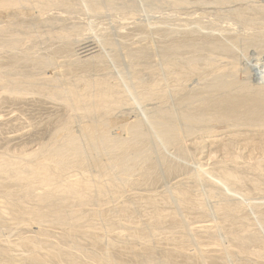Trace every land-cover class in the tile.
Segmentation results:
<instances>
[{"label": "bare ground", "instance_id": "1", "mask_svg": "<svg viewBox=\"0 0 264 264\" xmlns=\"http://www.w3.org/2000/svg\"><path fill=\"white\" fill-rule=\"evenodd\" d=\"M40 1L39 0H0V14L3 13L4 14L3 16H5V12L6 13L12 12L13 14L15 13V16H17L16 13H18V12L20 13L21 11L24 10L25 7H26L25 10H27V8H28L27 6H32L31 4L34 5L35 2L36 3L37 2L39 3ZM152 1H154V0H152ZM42 2L43 3L47 2L45 4H41V2L39 3L43 7L46 6L47 8L49 7L48 5H50V4H51L50 6H52L53 4H56L57 6L61 5L64 8H68V7L70 8V6H68V4L66 3L65 0H46V1H42ZM84 2H86V5L87 4L89 5L88 8H91L97 14H99L98 13L99 11H100V13H101V11H103V10H100L101 9V6L104 7L106 5L108 7L115 8V11L117 9V12H121L122 11L124 13L126 12V14L129 12V10H130V12H131V10L133 11L132 13L129 12L130 14H133L134 11L136 12V10H135V4H134L135 0H134V2L132 0H85ZM159 2H161V0ZM169 2L172 3L171 0ZM182 2L184 3V1H182ZM182 2L180 0V2H173V4L175 5V7H177V6H181L182 7V5H183ZM256 2H257V0H256ZM151 3L152 2H150V4ZM161 3H163V2H161ZM249 3H251V2H249ZM138 5H139V2H138ZM142 5H144V4H142ZM200 5H201V3H200ZM232 5H233V3H232ZM80 6L78 7L79 9H80ZM148 6H149V4H148ZM223 6H221V7H223ZM255 6H257V5H255ZM53 7L54 6H52V9H53ZM83 7H84V4H83ZM139 7H140V5H139ZM40 8H41V6H40ZM40 8H39V10H41ZM58 8L59 7H57L56 10H58ZM218 8H220V7H218ZM258 8H259V6H258ZM103 9H105V8H103ZM33 10H35V9H32L31 11H33ZM39 10L37 9L38 12H40ZM44 10H45V8H44ZM47 10H45V11H47ZM85 10H87V9H85ZM112 10H114V9H112ZM156 10L158 11V9H156ZM159 10H160V8H159ZM255 10H256V8H255ZM262 10L261 11H257L256 13H258L260 15V14L263 13ZM141 11H143V10H141ZM12 13H11V16L13 15ZM29 13H30V10H29ZM83 13H85V12H83ZM109 13H110V9H109ZM145 13H147V11ZM167 13H169V11ZM106 14H107V12H106ZM115 14H117V13H115ZM56 15H57V13H56ZM147 15H149V14H147ZM52 16L54 17V15H52ZM156 16H157V14H156ZM183 16H184V14L182 15V17ZM234 16L238 19L239 22H241L242 24H245L247 26H251V27L254 26L255 27L257 24H260L259 26H261V24L263 23L262 24L263 26H261V27H264V13H263V15H261L259 17L258 16L257 17L256 16L254 17L253 16V13H252V17H250V16H247L244 11H239L236 14H234ZM61 17L63 18V16H61ZM174 17H176V16H174ZM46 18H49V17L46 16ZM62 18H61V20L64 22V20ZM136 18H137V16H136ZM25 19H26V17H25ZM32 19H30V21ZM51 19H49V22H50ZM157 19L155 18V20H157ZM172 19L173 18L171 17V20ZM10 20H11V18H10ZM61 20H59V19L57 20L56 19V21H58L57 23H59V26H56L57 23H55L54 26H56L55 27L56 29H58V28H60L62 26V25H60V22H59ZM70 20H72V17H71ZM74 20H75V18H74ZM147 20H148V18H147ZM213 20H215V19H213ZM21 21H23V20H21ZM24 21H27V20H24ZM138 21H140V20H138ZM185 21H187V20H185ZM10 22L12 23V21H10ZM10 22H8V23L10 24ZM16 22L17 21H14L13 28L15 27L14 24H17ZM37 22L38 21H36V25L39 24V22L38 23ZM46 22H47V20H46ZM127 22H129V21H127ZM196 22H198V21H196ZM32 23H34V22H32ZM40 23H42V22H40ZM75 23L79 24L76 21H75ZM116 23H119V22L117 21ZM120 23H122V22H120ZM129 23H131V22H129ZM136 23L134 21L133 25H135ZM166 23H168V22H166ZM67 24H70V23H67ZM26 25H28V24H26ZM48 25H49V23H48ZM133 25H130V27L128 25L127 28L129 29ZM138 25L143 26L141 24H138ZM138 25H135V27L138 26ZM209 25H211V24H209ZM236 25H237V23L235 24V26ZM4 26L7 27V24L4 25ZM9 26H12V25L10 24V25H8V27ZM40 26H41V24H40ZM50 26H51V24H50ZM50 26L48 28L47 27V24H46V27H47V30L48 31H50ZM145 26H147V25H145ZM218 26H220V25H218ZM17 27H16V29H17ZM24 27H26V26L24 25ZM158 27H160V28H157L156 27L157 29L154 30V31H153V29H155V28L152 29L151 27H150L151 29L149 28L150 30L147 29V27H146V29L149 30V31H145V29H143L142 27H140V31H139V27H138V30H137V27H136L137 32L138 33L140 32L138 34L139 40L137 39V42L136 43H133V42H135L133 40L134 37H132L131 34H129L130 32L127 33L125 31H123V32H125L127 35L129 34L130 35L129 37L133 38V39H131V40H133V42H131V44L130 43L125 44V42H124V43H122V45H117V44L113 43V41L115 39L113 41H107V43H106L107 46H108V49H110V51L112 53L111 54L112 55L111 58H113V60H115L116 63H118L117 61L120 62L121 60H127L132 65V67H134V69H135V70L133 69L134 71L145 70V71H148V72H151V73L156 71L155 73H157L158 70H156V67L153 64V63H155V60H156L155 58L157 57L158 58V61L162 65L161 66L162 69L164 70V73L165 74L163 75L162 74V71H161V74H162V76L166 77L165 80L166 79H168V80L169 79H172V80H174V81L177 82V84H176L177 87L175 88V90H173V94L172 95H170V93H168V91L164 87L165 86L164 83H166V81L163 82V79H161L160 77H159V79H156V74L155 73L152 74L153 77H154V80L152 81V79H151L152 82H150V83H143V82H140V81H137L136 82V84L134 86V92L141 99V101L142 100L143 101H151V100H155L156 101L157 100L160 103V104H158L159 107L157 106V108H155V109L153 107L154 110L151 109L152 111L150 112V114L148 115V117L146 118L145 121L140 120V119H137V118H134V119L133 118H131V119L128 118V120L124 121V119L122 118L123 121L122 122H118V120H117L118 118L115 119L114 116H115V114H116V112L118 110L120 111V109L123 108L124 103L127 105V102H128L127 101V98H126L127 96H125L124 93H122L121 91H119V89L117 91H119L121 93H119V92L116 93L114 89L112 90V89L108 88L109 87L108 85L106 87L105 86L106 85V83H105L106 76H105V78L99 79V80H101L100 82L99 81L96 82V80H97L96 78H98L100 76L95 77L96 80L94 79L95 80V81L93 80L94 82L93 81H87L88 80L87 77H89V74L91 72H93V74H95L94 72H98V71L100 72V70H102V68L104 69V67L101 68V65L103 64V66H104L105 61H104V63L100 64L101 62H103L102 60H104L103 58H100L102 56H100V57H94L95 59L92 57L94 60L87 61V62H83V63L81 61H79V62L78 61L76 62L74 60L71 61L68 58V62H66V60L64 62H60V63H63V64H61L62 65L61 67H59L60 65L59 66L57 65L61 69L58 72L56 71V73H57L56 74V77H55V79H53L55 85L52 83L54 85V87L51 90L48 87V91L46 89H43V90L41 89L40 90L38 88L39 89V92H45V93H47V95H48V96H46L47 98L49 97V98H52L53 100L59 101L60 103L57 102V101H55V104L53 102L52 103L54 105H56V107H57L56 102L59 105L61 104V106H59L60 108H58V107L56 108L54 105H52V103H51L52 99H49V98L47 99V101L48 100H51L50 102L44 101L45 100V97H44L45 95L44 96L42 95V97H44V98L41 97L44 100H42V99L34 100L36 98V97H34L35 95L32 93V95H34L33 96L34 98L32 97V95H29L30 93H28V92H29V88H30V85L31 84L29 86L27 85L28 87L26 85L25 86H23V85L24 84H29L31 82H33L35 84L36 83H39L40 82V78L42 76V75L41 76H38L37 75V77H39L38 80L37 79L34 80V78H36L35 76L37 74L36 71H35L36 73L34 72L35 69L36 70L37 69L38 70L41 69V71L42 70L45 71V69H48L50 67L52 68L54 65L59 64V61L58 62L56 61L57 59L58 60L60 59V58H58V57H60L59 55L67 58L68 56L70 57V54H72L73 51H71V48H70L71 45L66 40V39H68L67 38L68 37L67 36L68 34H66V31L67 30H65V29L62 28L63 31L61 32V30H60L61 28H60L59 30H60L61 33H59L60 35L59 36L57 35V36L58 37H61V38H64V39H65V36H67L65 40L68 43H66V44L64 42H63V44L60 43V44H62V45H60V47L57 46V44H56L57 48L53 52L51 51L52 53L48 56L49 58L48 57L45 58L44 56H43L44 57L43 58L41 56L42 57L41 59H38L40 57H38L37 59H35L34 54L32 52H29V51L33 50L32 48H30L29 51H26L28 48L25 51L24 50H21V51H24L23 54L18 55V53L15 52V50L18 49V48L20 50V48L22 49L23 46L17 48L18 45H21V44H18L17 45V43H16L17 40H18V38H20V40H18V42L21 41V39H22L21 37H19L20 35H18L19 33H17V32L16 33H17L18 38L15 37V38H17L16 40L13 39L14 38L13 37L14 35L13 36H10L9 35L10 37H12V38H10V37L8 38L10 40H7L5 36H4L5 37L4 40L3 39L2 40L0 39V49H3L4 50V52H1L3 50H0V54L2 53L1 54L2 56H0V147L6 146V145H13V146H17L18 147V146H20V145L22 146L24 144H25V146L28 147L27 144L30 145L32 142L37 141L36 139L39 140V138L42 137V134H44L42 132H44V131L47 132V130H45L46 129V126L44 127V125H43V120L41 121L42 124L37 123L38 125L33 126L31 128H28L29 125L32 124L31 122H33V120H34V119L32 120L31 118H28V117L29 116H32V118H36L35 116L33 117V115H29L28 114L29 116L27 118L32 120L30 122L31 124H28V126L26 127L28 129L25 128V130L20 133V131L23 130V129H21V126H22V123H21V126L18 125V126H20V129H19L20 131H18V129H17V134L14 133L15 130L13 132V135L7 134L8 132L7 133H3V132H5L3 130L8 129V128H5V127H7L8 125H9L8 127H10V122L12 121V118L14 117V115H17V111H20L19 109L20 108L22 109V106H25V107L27 106V108L29 110H31V109H35V110L37 109L36 111H39L38 109H41V111L43 110L42 112H45L44 115H47L46 117H47V119L49 121H50V119L52 117V120L50 122L51 123V127H52V123H54V124L57 125V126L54 125V126H56V129L54 127L52 128V130L53 129L55 130V132L53 130V133L54 134H52L49 131L51 136H50V138H48V141L46 143H45V140H47V139H45L44 140V143L41 144V146H40V141H39V147L37 146L38 144L36 143L35 144V147L37 146L38 148H34V146H33V148H34L33 150L29 146L32 151L29 150L30 148L28 149L29 151L28 150L26 151V147H24L25 149H23V151H20V149H22V147L20 146V149H19L20 152L19 153L16 150L14 151V152H17L20 155H16L17 153L15 155H13L14 153H12V156H8L9 155L8 154L9 150L7 152H5V150H6L5 147H4V153L3 154L7 153V156H6V154L3 155L2 152H0V195L1 196L3 195V197L7 196L9 198L12 197L11 198L12 199V204L11 203L9 204V202L6 201L9 205L6 206L5 205L6 202L4 203V205L7 208H8V206L9 207L10 206H13V207L9 208V211H7L6 210L7 208H5V207H4V209L8 213H10V209H12L13 211L15 210V212L17 210V213L16 214L13 213V216L15 215V217L12 216L13 217V220L11 221V224L12 223H15L16 224V222L17 223H20V224H21V222L23 223L22 218H26L25 216L29 213L28 214L29 216L27 215V217L28 218L30 217L29 218L30 219V222L33 221L32 222L33 224L35 222L36 224L37 223L38 224L41 223V225H42V223L43 224L45 223L46 225H49L48 222H50V223L53 224V226L56 224L57 225L56 228H59V227L64 228V233H62V239H61L62 241L64 240L63 243H65L66 241L69 242L70 239L72 240L73 238H71V236H73L74 234H78V235L81 234L82 236H85L84 238L89 237L88 239L86 238L87 240L92 239V242L94 241V243L95 242H100L101 243L102 240H100L101 239L100 237H97V233L100 232V231H103L101 229H104V233L105 232L106 233L107 232H111L112 231L111 230L112 229L111 225L116 224L117 222L114 221V220L119 219V218L117 217L115 219L114 216L112 215L114 219H112V217H111V220L114 221V224L113 223L111 224L110 222H113V221H111V220L109 221L108 217H110V216L107 215L108 217H105L107 213L104 215L105 218H103V215L98 214L100 212H96L94 214H91V212H89L90 214L87 213V215H86L84 213V211L82 209H80V208H77V210H72V211L70 210L68 212L67 210H68V208H70L69 205L71 206V203L74 202V204H73L74 207L77 204L80 207L85 206V205H89L91 203L94 204V203H97V202L100 204V202L102 203L103 201L107 200L108 196H109V198L111 196L112 199H113L115 197L114 194H116L114 192L117 191L115 188L118 189L120 187V185H122L124 187H127L128 189H129V187L130 188L134 187V190H136V189L137 190H147L148 189V191H149L153 186L155 187L160 180L162 182V179H164V178H168L169 179V178H174L176 176L178 177V175L180 174V172L182 171V168L184 166L183 167L180 166L181 164L178 165L177 164L178 162L175 163L177 160L174 162V161L168 159L167 158V155L165 156V153L163 152V148H169V150L170 149L174 150V152L178 156H180V158H181V160H179V158H178L179 161H182V158L189 160L191 158V152L192 151L189 152L190 150H188V145H189L188 143H192V140H193L194 136L196 135V133L197 134L203 133V135L200 134V137L201 138H203V136H204V138H206L207 141L209 140V142H207V143H209L211 146H213V148H215L216 150L217 149H220V147L217 146L216 143L214 142V137L213 136H215L216 133L212 129H213V127L215 125H221V124L222 125H225L226 128H228V130H229V134H231V135L232 134H237V132L242 131L241 129H244L245 132H247V131L252 132L254 135H256L258 132L260 133V135H264V84L262 86H258V85H256V86L253 85L252 86V85H250L247 82H239L236 79L238 77V76L237 77L235 76V71H236V65L235 64H236L237 61L235 60V55H234L233 49H232L233 45L234 44H237V43H240L241 46H243V49L245 48L247 50H248V48L250 49L251 47L252 48H259V49L262 48V49H264V29L261 28L262 30H260V31L258 29L259 32L256 31L257 33H255V31H254L255 34L253 33V35L251 34V36L250 37H247V38L244 37V39H238V38H235V37L232 36V37H230L232 39V43L227 44L226 42L221 41L220 39H218L217 38L218 36L217 37H214L213 35L210 36V35L201 34L200 31L191 30L189 26L188 27H189L190 30H188V27H186L187 29H185V26H184V28L181 26V28H183L181 31H178V30H168V29H165L166 26H164L163 29H162L161 26H158ZM7 28H5V30H8V32L12 31V27H10L9 29H7ZM44 28H45V26H44ZM51 28H53V22H52V27ZM104 28H106V27H104ZM104 28H103V30H104ZM116 28H117V26H115V29ZM171 28H174V27L172 26ZM175 28H177V27H175ZM198 28L201 29L202 27H198ZM0 29H3V25H2V27ZM128 29H126V31ZM133 29H134V26H133ZM39 30L40 29H38V31ZM43 30H42V32H43ZM59 30H58V32H59ZM136 30L134 29V31H136ZM251 30H254V29L251 28ZM71 31H73V30H71ZM68 32H69V30H68ZM107 32H109V31H107ZM153 32H155V34H157L156 36H159V37L153 36L152 35ZM0 33L1 34H4V32L2 33L1 30H0ZM52 33L54 34V33H56V31L55 32H52ZM114 33H115V31H114ZM133 33H134L133 34V36H134L136 33L135 32H133ZM246 33H248V32H246ZM8 34H10V33H7V35ZM13 34H15L14 31H13ZM49 34L51 35V33H49ZM49 34H47V35H49ZM116 34H117V32H116ZM118 34H120V33H118ZM122 34H120V35H122ZM241 34H243V33H241ZM44 35H45V33H44ZM54 35H53V37H54ZM123 35H125V34H123ZM23 36H26V35H23ZM57 36H55L54 38H52V39H54V42H55V38L57 39ZM114 36L115 35H113V37ZM129 37L127 38L125 36V38H127V39H130ZM154 37L163 40V42L160 40L162 42V44L160 43V45H159L158 42H156L158 44V46L151 45V42L149 40L151 38H154ZM48 38H50V36ZM64 39H61V40H64ZM110 40H112V39H110ZM152 40H154V39H151V41ZM44 41H46V40H44ZM59 41L60 40L58 39L57 40V43ZM60 42H62V41H60ZM20 43H22V42H20ZM27 43H31V42H27ZM39 43H41V42H39ZM52 43H51V47L53 45ZM152 44H153V41H152ZM28 45H26V46H28ZM32 46H34V45H32ZM38 46H40V45H38ZM41 46H44V44L43 45L41 44ZM29 47H31V46L29 45ZM45 47H47V46H45ZM49 47L50 46H48V48ZM46 50L47 49H45V52H46ZM48 50H50V49H48ZM16 51H18V50H16ZM45 52H43V53H45ZM3 53H5L6 55L3 56L4 55ZM39 53H41V52H39ZM210 53H212V54L213 53L226 54L229 58H231V61H230L231 63L229 62L227 67L231 66L230 64H233V63L234 64L230 68L225 69L227 67H224L223 68V66H221L222 63L219 61L221 63L220 66L211 65V68H209V69L206 70V68L210 64H212V60L210 59ZM40 55L41 54H39V56ZM97 56H99V55H97ZM66 58H64V59H66ZM74 58H75V56H74ZM75 59H77V58H75ZM69 60H70V62H69ZM66 63H69V64H66ZM139 67H140V69H138ZM161 67H159V68H161ZM59 68H57V69H59ZM107 68H109V67H106V69ZM50 69H48V70H50ZM133 70H131V71H133ZM41 71H40V73H42ZM77 71H78V73H80V75H79L80 77L78 76L77 78L78 79L80 78V81L81 82L78 81V79H76V77H74V80L73 79L70 80V77H71L72 74H73V76L74 75L77 76V74H78ZM103 71H101L102 74H103ZM40 73H38V74H40ZM133 73H135V72H133ZM54 74H55V72H54ZM102 74H101V77H102ZM85 75H86V77H85ZM138 75H140V74H137V76ZM192 75H194V77L196 75L195 78L198 80V83H199L200 80H201V83L196 88H193V85L190 86L191 89L188 90L185 87V83L186 82L184 83V80L188 79L189 77L192 78L193 77ZM197 76L200 78V80L197 78ZM44 77H46V76H44ZM41 79H45V78H41ZM91 79L92 78H90V80ZM103 79H104V82L102 81ZM45 80L47 81V79H45ZM48 80L50 81L51 79H48ZM42 81L43 80H41V82ZM57 81H59V82L57 83ZM73 81H77V84L76 85H78V83H79V85H80V83H82V85H80V86H83L84 87V90L78 89L80 87L76 86L75 83H73ZM186 81H188V80H186ZM41 82H40V84H41ZM101 82H103V83H101ZM190 82H191V79H190ZM104 83H105V85H104ZM109 83L110 82H108L107 84H109ZM35 84H34L35 87H36V85H37V87H38V85H40V84H36V85ZM44 84H42L41 86L43 87ZM52 84L49 83L48 85H52ZM113 84H110V85H113ZM194 84H195V81H194ZM48 85L46 84L45 87H47ZM32 87L33 86H31V88ZM35 87H33V89ZM110 87H112V86H110ZM113 87H114V85H113ZM190 87H188V88H190ZM26 89H28V90H26ZM38 89L36 88V90H38ZM116 89H117V86H116ZM36 92H38V91H36ZM40 94H43V93H40ZM36 96H37V94H36ZM38 98H36V99H38ZM170 99H171V102H170ZM125 101H127V102H125ZM124 107H126V106L124 105ZM127 107H128V105H127ZM130 107H131V105H130ZM15 109H17L16 114L14 112ZM23 109H22V111H23ZM24 110L27 111L26 108ZM35 110H33V111H35ZM33 111H32V113H33ZM149 111H150V109H149ZM26 114H27V112H26ZM26 114H24V115H26ZM38 115L39 114H37V116ZM21 116L23 117V115H21ZM54 116L57 117V119H54V121H53V117ZM116 116H117V114H116ZM122 116H124V115H122ZM18 117L16 118V120H18ZM22 117H19V118H21V119H19L20 122H21L22 119L23 120L26 119L25 118L26 116L24 118H22ZM40 117H42V116H40ZM44 117H42L40 119H43ZM46 117H45V120L47 121ZM121 117L119 118L120 120H121ZM124 117H126V116H124ZM76 119H78L79 122H80L79 123L77 121L78 124H80V127L78 126L79 129H78V132L77 133H76V131H73V129H72V127L74 128V126H72V124H74L73 122H75ZM14 120L15 119H13V122H14ZM37 121L35 119L34 122H37ZM13 122H11V124L12 125L16 124V126H17V123L14 122V124H13ZM77 122H75V123L77 124ZM27 123H29V121H27ZM27 123H23V125L24 124H27ZM46 123L48 124V122H46ZM49 126H50V124H49ZM115 126H118L117 129L120 128V130L122 131V135H119L120 137H117L118 135L115 137V136H112L110 134L111 133V129H113V128L115 129ZM23 127H25V126H23ZM51 127H50V129L49 128L48 129L51 130ZM10 128H11V133L13 131L12 129H14V128L16 129V127H14V128L10 127ZM245 132H243V134ZM224 133H225V131H224ZM220 134H221V132H220ZM243 134H240V135L244 136ZM45 135H48V134L45 133ZM237 135H239V134H237ZM245 135H246V133H245ZM259 136H258V138L257 137H255V138L256 139H259V140L260 139L262 140L263 138H259ZM46 138H47V136H46ZM211 138H213V139H211ZM256 139H255V141H256ZM32 140H34V141H32ZM228 140H232V139H228ZM196 141H197V139H196ZM250 141H252V140L250 139ZM255 141L254 142L252 141L251 144H253V143L255 144ZM225 142H227V141L225 140ZM32 144H34V143H32ZM227 144H229V143H227ZM251 144H250V146H251ZM259 144H260V142H259ZM261 144H264V143L262 142ZM245 145H246V143H245ZM190 146H192V145H190ZM8 147H10V146H7V148ZM224 147L225 146H221V150H223L222 152H224L227 160L232 161V162H235L236 159H235L234 154L228 152L231 149L230 146H229V148H230L229 150L226 148L227 151L224 150ZM258 148H260V147H258ZM8 149H10V148H8ZM1 150L3 151V149H1ZM191 150H193V149H191ZM221 150H220V152H221ZM9 153H11V151ZM192 153H194V152H192ZM192 158L194 159V156L193 155H192ZM175 159H177V158H175ZM188 160H186V161H188ZM190 160H192V159H190ZM239 161L240 160H238V162ZM232 162H230V163H232ZM256 163H257V161H256ZM261 165H263V164H261ZM261 165L260 164H254L253 167H251V168H253V171L254 172H258L259 174H261V175L264 176V169H263L264 167L262 168ZM70 170H72V171H70ZM205 171H207V170H205ZM71 172H74V173L70 176L69 173H71ZM202 172H204V171H202ZM222 173H223V178H224V180H226V182H232V183L236 182V184H237L238 183L237 181H241V180H239L240 177L236 176L235 173H233V172L223 171ZM66 174H67V176L69 174V177L66 176L67 178H64ZM242 182H241V184H242ZM256 182H255V185H257V187H258V183L259 182L258 183H256ZM251 183H252V181H251ZM20 184L23 185V189H21L22 191H19L20 188H17V189H19L17 191L16 188H15V186L16 185L17 186L19 185V187H21ZM35 186H38L39 187V188L36 187L37 188V189H35L36 191L38 189L39 190L43 189L44 190L43 191L44 193H42L40 191L41 193L38 192L37 193L38 195H35L36 193H34L35 190L33 189V188H35ZM117 186H119V187H117ZM253 187H255V186H253ZM14 188H15L16 192H12ZM127 188H125V190ZM234 188H235V186H234ZM114 189H115V191H114ZM121 189H124V188L122 187ZM121 189H119V190L121 191ZM152 189H154V188H152ZM112 190L114 191V192H112V193H114L113 194L114 197L112 195H110V193H109ZM154 190H156V189H154ZM184 190H185V188H184ZM184 190H182V188L179 189V190L176 189L175 191H173V194L172 195L175 198V201L183 209H185L184 207H186L188 209L189 208L192 209V206H193V203L194 202H190L191 200H189L190 198H188L189 197L188 196V193L186 191H184ZM186 190H188V189H186ZM108 193H109V195H108ZM259 193H261V191ZM12 194H15V195H12ZM33 194H34V196L36 198L33 197ZM16 195H19V196L16 197L17 199L16 198L14 199L13 197L16 196ZM150 195L151 194L147 195V196H149L148 197V200H147L149 202L148 204L149 205L151 204V205H156L157 206V203H155V200L156 199L153 198L154 196L152 197ZM213 195H214V193H213ZM22 196H24L26 198L27 197H30L31 199H33V201L36 199V201L39 202L38 205L39 204L41 205L40 206L41 209L40 208L38 209V207H37L38 205L36 206L35 202H32V205L30 204L31 205L30 207H32L33 205H35L36 207H33L32 208L33 210L28 207L27 209L31 210V211L28 210L29 212L27 210H25L26 208H24V207L26 205H23V204H25L26 202L25 203H22V201H21L22 200ZM3 197H2V199H3ZM7 197H5V198H7ZM24 197H23V199H24ZM104 197H105V200L102 199ZM156 197H158V196H156ZM5 198H4V201H5ZM9 198H7V199H9ZM30 198H27V199L29 200ZM31 199L29 200L30 203H31ZM101 199H102V201H101ZM142 199H145V198L142 197ZM222 199L224 201V198H222ZM24 200H26V199H24ZM24 200H23V202H24ZM98 200H100V202ZM218 200L220 201V199H218ZM228 200H229V198H228ZM109 201H111V199ZM219 201H217V204H218ZM223 201H221V203H224V204L223 205L222 204L221 205H217L219 208L215 207L214 210L216 208L219 209V211L222 210V212H224V214H225L224 215L222 213L223 214L222 216L223 217L226 216L227 217V218L225 217L226 219H228L230 217H232L233 219H235V217L233 215H234L235 212L237 213L240 208L237 211V209L235 207H233L235 203L233 205L231 203V205L229 206V203H228L229 201L227 202L228 204L226 203V201H224V202ZM1 203H3V202H0V205H1ZM75 203H77V204H75ZM108 203H107V205H108ZM203 204H199L198 205L199 208L197 207L202 214L206 210V209L203 208V206H204ZM210 204H211V202H210ZM219 204H220V202H219ZM95 205H98V204H95ZM107 205H105V206H107ZM196 205H197V203H196ZM1 206H0V214H1L0 218L3 215L6 214L5 210H3L5 212V214H3V212H1V210L3 208V207L1 208ZM27 206H29V205L27 204ZM89 206H91V205H89ZM71 207H73V206H71ZM97 207H99V206H97ZM119 207H120V205H119ZM122 207L125 208V205L122 206ZM126 207L129 209L128 206H126ZM194 207H196V206H194ZM155 208H154L155 209V212L153 211L154 213H153V215L150 218L153 223L151 221L150 222L152 224H154L155 226L153 227V225H152L153 228H150L151 230H148V231L147 230L146 231L144 230L145 232H142L141 231V233H139V228L138 227H140V226H137L136 227V225H134L132 227V225L130 224L129 225L130 226L129 228L132 227V229H134L133 231H135V229H137V231H138V234L137 235L135 234L137 232H134L135 235L132 234L133 236L132 235H128L127 236V231H125V234L126 235L123 234V232H124L123 230H122V232L121 231L120 232L113 231L115 234L118 233V234H116V238H118V239H121L122 240L124 238V236H125V238H126V236H127V238L130 237V238H128L129 239V244H127V245H130V247H128L127 250H130L132 252L133 251L135 252L136 249H137V246L141 247L144 252H142V256H141L142 259L140 261L145 262L146 264H159V263L156 262V260H154L156 258H153L152 257L153 255L151 256V254H150L151 253L150 252V246L151 245H149V241H150V238L151 237L156 236V235L158 236V234L160 232H164V231L161 230L162 228L161 229L158 228L160 225H162L164 223V221H168V219H170V221H172L178 227V229L180 228L184 232L190 234L189 236H191V229L188 227V225H186L181 220L182 218H180V220L178 219V216H177L176 213H173V212L172 213H163L164 211L163 212L162 211L161 212H157L160 209H158L159 207H155ZM197 208L195 209V211L198 210ZM106 209H107V207H106ZM120 209L122 211L123 208H120ZM148 209H146V210H148ZM208 209H209V207H208ZM12 210H11V212H12ZM126 210L124 211V213L126 212ZM43 211H45V212H43ZM209 212L210 211H208V213ZM201 213L200 214L198 213V214L201 215ZM7 214L4 217H2V218H7L6 217ZM108 214H111V213H108ZM121 214L123 215V213H121ZM178 214H180V213H178ZM218 214H219V212H218ZM90 216L92 218L91 220H94V218L95 219L97 218L96 221H94V222H98L99 223V220H100L101 221L100 223H102L101 224V227L102 228L101 229L99 228L100 230L97 233H96L97 230H95V229H98L97 226L98 225L100 226V223L99 224L97 223L98 225L96 226L93 221L88 220L90 218ZM9 218L10 219H6V220H11V217H9ZM28 218H26V220L28 222L23 219L24 221H26L25 224L29 223V219ZM127 218H128V216H127ZM232 218H231V220H232ZM104 219H106V220H104ZM2 220L4 221V219H2ZM2 220H0V221H2ZM208 220H209V218H208ZM211 221H213V219ZM228 221H230V220L228 219ZM246 221H247V219H246ZM233 222H234V220H233ZM233 222H231V224H233ZM244 222H245V220H244ZM138 223L140 224V221ZM247 223L249 224V222H247ZM4 224H5V222H4ZM36 224H34V225L36 226ZM52 224L50 226H52ZM212 224H211V226H212ZM214 224H213L212 227H214V228L218 227V226H215ZM240 224L241 225H238V227H236V228H239V232L237 231L238 229L237 230L235 229L236 231H235V233H233L234 234L233 237H235L234 238L235 240H237L241 244H246V242L247 243H250V242H253L254 243L255 241H258L259 240L258 235H253V234L247 233V228L242 225V222ZM9 225H10V223H9ZM41 225L40 226L38 225V226L41 228L42 227ZM236 225H237V222H236ZM38 226H36V227H38ZM43 226H45V225H43ZM211 226H209L208 223H207L206 228L207 227H211ZM246 226H248V225H246ZM27 227L29 228V226H27ZM8 228H10V227H8ZM129 228H127V229H129ZM48 229H50V228L48 227ZM147 229H148V227H147ZM209 229L211 231L213 230L211 228H209ZM219 229H221V228H219ZM40 230H38V232ZM214 230H216V229H214ZM222 230L226 231V229H222ZM48 231H50V230H48ZM130 231H132V230L130 229L128 233H130ZM211 231H209V233H211ZM253 231H254V229H253ZM13 232H17V231H14L13 230ZM40 233H42V235L44 236L43 232H40ZM45 233H47V232H45ZM101 233L104 234L103 232H101ZM106 233L104 235H106ZM114 233H112V234H114ZM167 233H168V231H167ZM206 233L208 235H210L208 233V230H207ZM228 233H231V232H228ZM250 233H251V231H250ZM10 234L13 235V233H10ZM164 234H166V233H164ZM7 235H9V234H7ZM42 235H40V236H42ZM52 235H54V234H52ZM212 235H214L213 232H212ZM27 237L25 236V238H22L20 241H18L19 242L18 245L21 244V246L23 245V246H26L28 248V252L26 254H24V255H22L23 254L22 253L21 256L18 255V251H19V246L18 245L10 244V243H9V245H7L6 244L7 242L6 243L4 242L5 246H2V245L0 246V264H42V262L39 261L34 256V254H33V251L34 250L37 251L38 249H41L40 247H42L44 249L46 248L52 255H54L56 257H62V258H64L66 260V264H90V263H85V260L86 259L84 260L83 263H82L81 260H80L81 262L78 260L79 259V250L82 247L79 248L78 245H76L75 243L74 244L76 245V247H70V245L69 246L66 245L67 248H65V247L62 248V247L56 246L55 244H48V242L46 243L45 240H42L43 242L42 241H39V240H41V237L40 238L38 237L39 240L36 239V241H34V239L32 237H31L32 239L31 238H27ZM49 237H51V236H49ZM194 237H196V236H194ZM104 238H106V237H104ZM189 238L186 237V236L183 237L181 239V242L180 243L183 244V245H186V246H190L191 243H192V241H194V239L193 240H190ZM128 239H124L122 241L125 242L127 240V243H128ZM217 239H219V238H217ZM231 239H232V236H231ZM17 240H18V238H17ZM164 240H166V239H164ZM73 241H74V239H73ZM68 242H66V243H68ZM106 242L108 243V241H106ZM106 242H105V245L107 244ZM112 242H110V244H109L110 246H113L112 244H114V243H112ZM119 242H120V240H119ZM162 242H163V240H162ZM219 242H221V241H219ZM13 243H15V242H13ZM71 243H73V242H71ZM71 243H68V244H71ZM213 243H211V244H213ZM224 243H225V241H224ZM252 244H249V245H252ZM257 244H258V242H257ZM75 245H72V246H75ZM125 245L126 244H124V246ZM107 246H108V244H107ZM216 246H214V247H216ZM226 248H228V247H226ZM237 248H239V247H237ZM125 249H126V246H125ZM39 251H41V250H39ZM212 252H214V251H212ZM212 252H211V254H212ZM224 252H225V250H224ZM42 253H44L43 250H42ZM207 253H208V251H207ZM95 254L93 253L90 256H91V258H94L95 260H97L99 262V264H119L113 258L111 259V256H110L108 250L106 251V254H104L105 256H103V257H101V255H99L100 256L99 257L98 255H95ZM203 255H204V253H203ZM239 255H241V254L239 253ZM48 256H50V255L48 254ZM137 256H139V255L137 254ZM259 256H260V254H259ZM40 257H39V259H40ZM209 258H211V257H209ZM216 259H217V256H216ZM48 260H50V258ZM52 260H54V259H52ZM209 260L211 261V259H209ZM227 260H228V258L226 259V261ZM248 260H249V258H248ZM45 261H46V259H45ZM258 261H259V259H258ZM46 262H45V264H46ZM94 263H95V261H94ZM227 263H228V261H227ZM59 264H61V263H59ZM163 264H166V263H163Z\"/></svg>", "mask_w": 264, "mask_h": 264}, {"label": "rangeland", "instance_id": "2", "mask_svg": "<svg viewBox=\"0 0 264 264\" xmlns=\"http://www.w3.org/2000/svg\"><path fill=\"white\" fill-rule=\"evenodd\" d=\"M40 1V0H39ZM42 1H46V0H41L40 2H41V4H45V3H47V2H45V3H43ZM66 1V3L68 4V6H70V8L68 7V8H64L63 6H61V5H59V6H57L56 4H53L52 6H54L53 7V9H52V6H50V5H48L49 7L47 8L46 6H42L41 4H39L38 2L36 3L35 2V6L33 5V4H31L32 6H27L28 8H27V10H25V8H24V10L23 11H21L20 13L18 12V13H16L17 14V16L19 17H17V16H15V13L13 14L12 12H8V13H6L5 12V16H3L4 14L3 13H1L0 14V28L2 27V25H3V29H0L1 30V32L3 33L4 32V34H1L0 33V39L2 40H4V38L6 37V39L7 40H10V39H8L10 36H13L14 38L13 39H17L18 38V36H17V33H19L18 35H20L19 37H21L22 39H21V41H19L18 42V40H20V38H18V40H17V45L18 44H21V45H18L17 46V48L18 47H21V46H23L22 47V49L20 48V50H19V48L18 49H16V50H18V51H16L15 50V52H17L18 53V55H20V54H23V52L26 50V51H29V49L30 48H32L33 50H31V51H29V52H32L33 54H34V56H35V59H37L38 57H40V58H38V59H41L43 56L45 57V58H47L56 48H57V46H59L60 47V45H62L63 44V42L66 44V43H68L69 42V44L71 45H69L70 46V48H71V51H73L72 52V54H70V57L72 58H70L69 56L66 58V57H63V56H61V55H59L60 57H58V58H60L59 60L57 59L56 61L58 62L59 61V64H56V65H54L51 69L50 68H48V69H50V70H48V69H45V71H41V69H35L34 70V72L36 71L37 72V74H36V78H34V80L35 79H37L38 80V78L39 77H37V75L38 76H41V78H45V79H47V81L45 80V79H41L40 78V82H41V80H43L42 82H41V84H40V82L39 83H36V84H40V85H38V87H37V85L35 84V83H33V82H31V83H29V84H24L23 86H29L30 84V88H29V92L28 93H30L29 95H32V93L35 95H32V97L34 96V97H36V98H38V99H34V100H39V99H42V98H44L45 97V100L44 99H42V100H44V101H47V99L49 98H47L46 96H48L47 95V93H45V92H39V89L41 90H43V89H46L47 91H48V87L50 88V90L54 87V85H55V83H54V80L53 79H55V77H56V71L58 72L61 68H59V67H61L62 65L61 64H63V63H60V62H64L65 60H66V62H68V58L72 61V60H74V61H81L82 63L83 62H87V61H91V60H94L95 58L94 57H100V56H102V57H100V58H103L104 60H102L103 62H101L100 64H102V63H104V61H105V63H104V66H103V64L101 65V68L102 67H104V69L102 68V70H100V72L98 73V72H94L95 74H93V72H91L90 74H89V77H87V81H93L94 79H95V77H97V76H100L101 77V71H103V74H102V77L100 78V77H98V78H96L95 80H96V82H100L101 80H99V79H102V78H105V76H106V78H105V83H106V85H105V83H104V85L107 87V85L109 86L108 88H110V89H114L115 90V92L116 93H118L119 91H121L122 93H124L125 94V96H127L126 98H127V101H125V102H127V105H128V107H127V105L124 103V105L126 106V107H124V105H123V108L122 109H120V111L118 110L117 112H116V114H117V116H116V114H115V116H114V118L115 119H117L118 120V122H122L123 121V119H124V121H126V120H128V118L129 119H131V118H137V119H140V120H143V121H145L146 120V118L148 117V115L150 114V112L152 111V110H154L155 108H157V106L159 107V105L158 104H160L159 103V101H155V100H151V101H141V99L137 96V94H135V92H134V86H135V84H136V82L137 81H140V82H143V83H150V82H152L153 80H154V77H153V73H155V72H148V71H145V70H139V71H134L135 69H134V67H132V65L129 63V61H127V60H121L120 62L123 64H121L119 61H117L118 63H116V61L115 60H113V58H111V51H110V49H108V46H107V41H113L114 39V41H113V43H115V44H117V45H122V43H124L125 42V44H128V43H130L131 44V42H133V40L135 41V42H133V43H136L137 42V39L139 40V38H138V34L140 33H138L137 32V30H138V27H139V31H140V27H142L143 29H145V31H149L151 28L153 29V28H155V29H153V31L154 30H156L157 28H160V27H158V26H161L162 27V29L164 28V26H166L165 27V29H168V30H178V31H181L183 28H184V26H185V29H187L186 27H190V29L191 30H197V31H200V33L201 34H204V35H213L214 37H217L218 39H220L221 41H224V42H226L227 44H229V43H232V39L230 38V37H235V38H238V39H244V37L245 38H247V37H250L251 36V34L253 35V33H254V31H255V33H257V32H259L260 30H262V29H264V27H261V26H263L262 24H261V26H259L260 24H257L255 27L253 26V27H251V26H247V25H245V24H242L241 22H239L238 21V19L234 16V14H236L237 12H239V11H244L245 13H246V15L247 16H250V17H252V13H253V16L255 15L256 17L258 16H261V15H263V13H264V0H257V2H256V0H181V2L182 1H184V3H183V5H182V7L181 6H177V7H175V5L173 4V2H180V0H171L172 1V3L171 2H169L168 0H161V2H163V3H161V2H159L160 0H154V1H150V0H135V2H134V0H132L133 2H134V4H135V10H136V12L134 11V13L133 14H130V13H132L133 11L131 10V12H130V10H129V12L126 14V12L124 13V12H117V9H116V11H115V8H111V7H108L107 5L106 6H101V9L100 10H103V11H101V13H100V11L98 12L99 14H97L95 11H93L91 8H88V4L86 5V2H84L85 0H65ZM71 1V2H70ZM167 1V2H166ZM201 1V2H200ZM83 2V3H82ZM138 2H139V5H140V7H139V5H138ZM149 2V3H148ZM150 2H152L151 4L153 5H151L150 4ZM246 2V3H245ZM249 2H251V3H249ZM70 3V4H69ZM158 3V4H157ZM161 3V4H160ZM166 3V4H165ZM200 3H201V5H200ZM207 3V4H206ZM221 3V4H220ZM232 3H233V5H232ZM254 3V4H253ZM39 4V5H38ZM83 4H84V7H83ZM142 4H144V5H142ZM148 4H149V6H148ZM169 4V5H168ZM194 4V5H193ZM206 4V5H205ZM260 4V5H259ZM72 5V6H71ZM82 7H81V6ZM86 5V6H85ZM151 5V6H150ZM157 5V6H156ZM163 5V6H162ZM166 5V6H165ZM220 5V6H219ZM224 5V6H223ZM246 5V6H245ZM255 5H257V6H255ZM40 6H41V8H40ZM80 6V9L78 8ZM137 6V7H136ZM142 6V7H141ZM145 6V7H144ZM221 6H223V7H221ZM258 6H259V8H258ZM31 9H30V8ZM38 7V8H37ZM57 7H59L58 8V10H56L57 9ZM76 7V8H75ZM105 8V9H103V8ZM149 7V8H148ZM151 7V8H150ZM153 7V8H152ZM157 7V8H156ZM174 7V8H173ZM186 7V8H185ZM192 7V8H191ZM218 7H220V8H218ZM245 7V8H244ZM252 7V8H251ZM39 10V8L41 9V10H39L40 12H38L37 11V9ZM44 8H45V10H47V11H45L44 10ZM62 8V9H61ZM138 8V9H137ZM159 8H160V10H159ZM162 8V9H161ZM168 8V9H167ZM173 8V9H172ZM185 8V9H184ZM255 8H256V10H255ZM32 9H35V10H33V11H31ZM44 11H43V10ZM52 9V10H51ZM66 9V10H65ZM85 9H87V10H85ZM108 9V10H107ZM109 9H110V13H109ZM112 9H114V10H112ZM148 9V10H147ZM156 9H158V11L156 10ZM254 9V10H253ZM262 10V14H258V13H256L257 11H261ZM29 10H30V13H29ZM55 10V11H54ZM61 10V11H60ZM64 10V11H63ZM81 10V11H80ZM84 10V11H83ZM107 10V11H106ZM141 10H143V11H141ZM151 10V11H150ZM188 10V11H187ZM28 11V12H27ZM42 11V12H41ZM49 11V12H48ZM51 11V12H50ZM120 11V10H119ZM147 11V13H145V12ZM160 11V12H159ZM169 11V13H167ZM227 11V12H226ZM25 12V13H24ZM83 12H85V13H83ZM106 12H107V14H106ZM114 12V13H113ZM138 12V13H137ZM150 12V13H149ZM171 12V13H170ZM182 12V13H181ZM221 12V13H220ZM252 12V13H251ZM10 13V14H9ZM11 13L14 15H12L11 16ZM42 13V14H41ZM56 13H57V15H56ZM59 13V14H58ZM61 13V14H60ZM63 13V14H62ZM115 13H117V14H115ZM136 13V14H135ZM227 13V14H226ZM251 13V14H250ZM10 16H9V15ZM19 14V15H18ZM22 16H21V15ZM38 14V15H37ZM49 14V15H48ZM90 14V15H89ZM103 14V15H102ZM110 14V15H109ZM147 14H149V15H147ZM156 14H157V16H156ZM161 14V15H160ZM180 14V15H179ZM184 14V16L182 17V15ZM222 14V15H221ZM249 14V15H248ZM8 17H7V16ZM27 15V16H26ZM52 15H54V17L52 16ZM59 15V16H58ZM93 15V16H92ZM99 15V16H98ZM106 15V16H105ZM108 15V16H107ZM143 15V16H142ZM152 15V16H151ZM159 15V16H158ZM168 15V16H167ZM172 15V16H171ZM192 15V16H191ZM26 17V19H25V17ZM46 16L47 17H49V18H46ZM61 16H63V18L61 17ZM65 16V17H64ZM92 16V17H91ZM111 16V17H110ZM136 16H137V18H136ZM164 16V17H163ZM174 16H176V17H174ZM178 16V17H177ZM195 16V17H194ZM254 16V17H255ZM45 17V18H44ZM64 20V22L61 20V18ZM69 17V18H68ZM71 17H72V20H70L71 19ZM105 17V18H104ZM143 19H142V18ZM160 17V18H159ZM167 19H166V18ZM171 17L173 18L172 20H171ZM187 17V18H186ZM205 17V18H204ZM235 17V18H234ZM10 18H11V20H10ZM24 18V19H23ZM34 20H33V19ZM53 20H52V19ZM65 18V19H64ZM74 18H75V20H74ZM78 18V19H77ZM134 18V19H133ZM147 18H148V20H147ZM152 18V19H151ZM154 18V19H153ZM155 18L157 19V20H155ZM176 18V19H175ZM180 18V19H179ZM9 19V20H8ZM15 19V20H14ZM30 19H32L31 21H30ZM43 19V20H42ZM49 19H51L50 20V22H49ZM56 19L58 20H61V21H59L60 22V25H62L60 28H58V29H56L55 27L56 26H59V23H57L58 21H56ZM125 19V20H124ZM127 19V20H126ZM129 19V20H128ZM198 19V20H197ZM205 19V20H204ZM207 19V20H206ZM209 19V20H208ZM213 19H215V20H213ZM21 20H23V21H21ZM24 20H27V21H24ZM45 20V21H44ZM46 20H47V22H46ZM123 20V21H122ZM132 20V21H131ZM138 20H140V21H138ZM177 20V21H176ZM185 20H187V21H185ZM10 21H12V23L10 22ZM14 21H17L16 23L17 24H14V28H13V23H14ZM36 21H38L39 22V24H37L36 25ZM56 21V22H55ZM68 21V22H67ZM70 21V22H69ZM74 21V22H73ZM75 21L76 22H78L79 24H77V23H75ZM113 21V22H112ZM119 22V23H116V22ZM127 21H129V22H131V23H129V22H127ZM134 21H135V25H138V24H141V25H143V26H140V25H138V26H136L137 27V30H136V27H135V25H133V23H134ZM144 23H143V22ZM162 21V22H161ZM165 21V22H164ZM185 21V22H184ZM195 23H194V22ZM196 21H198V22H196ZM8 22H10V24L12 25V26H9L8 27V25H10ZM21 22V23H20ZM23 22V23H22ZM32 22H34V23H32ZM37 22V23H38ZM40 22H42V23H40ZM46 22V23H45ZM52 22H53V28H51L52 27ZM66 22V23H65ZM72 22V23H71ZM120 22H122V23H120ZM124 22V23H123ZM127 22V23H126ZM149 22V23H148ZM166 22H168V23H166ZM170 22V23H169ZM48 23H49V25H48ZM55 23H57L56 24V26H54L55 25ZM67 23H70V24H67ZM160 23V24H159ZM211 24V25H209V24ZM237 23V25L235 26V24ZM241 23V24H240ZM7 24V27H5L4 25H6ZM19 24V25H18ZM23 24V25H22ZM26 24H28V25H26ZM33 24V25H32ZM40 24H41V26H40ZM45 24V25H44ZM46 24H47V27L49 28V26H50V24H51V26H50V31H48L47 30V27H46ZM67 24V25H66ZM124 24V25H123ZM166 24V25H165ZM169 24V25H168ZM181 24V25H180ZM205 24V25H204ZM24 25L26 26V27H24ZM66 25V26H65ZM74 25V26H73ZM117 26V28L115 29V26ZM129 25V27H130V25H133L134 26V29L136 30V31H134V29H133V26L131 27V28H127V26ZM145 25H147V26H145ZM168 25V26H167ZM174 27V28H171L172 26ZM179 27H178V26ZM218 25H220V26H218ZM19 28H18V27ZM33 26V27H32ZM36 26V27H35ZM40 28H39V27ZM43 26V27H42ZM44 26H45V28H44ZM70 28H69V27ZM73 26V27H72ZM121 26V27H120ZM181 26L183 27V28H181ZM259 26V27H258ZM10 27H12V31H10V32H8V30H5V28H7V29H9ZM16 27H17V29H16ZM23 27V28H22ZM31 27V28H30ZM65 27V28H64ZM104 27H106V28H104ZM109 27V28H108ZM113 27V28H112ZM146 27H147V29H149L150 27V29L149 30H147L146 29ZM157 27V28H156ZM169 27V28H168ZM175 27H177V28H175ZM189 27H188V30H190L189 29ZM196 27V28H195ZM198 27H202L201 29L200 28H198ZM33 28V29H32ZM40 29L39 31H38V29ZM65 29V30H67L66 31V34H68L67 36H65V39H66V37L68 38V39H64V38H61V37H58L60 34L59 33H61L62 31H63V29ZM72 28V29H71ZM74 28V29H73ZM103 28H104V30H103ZM108 28V29H107ZM125 28V29H124ZM179 28V29H178ZM220 28V29H219ZM251 28L252 29H254V30H251ZM262 28V29H261ZM30 29V30H29ZM36 29V30H35ZM45 31H44V30ZM54 31H53V30ZM56 29V30H55ZM61 30V32H60V30ZM114 29V30H113ZM126 29H128L127 31H126ZM231 29V30H230ZM235 29V30H234ZM243 29V30H242ZM258 29H259V31H258ZM3 30V31H2ZM6 32H5V31ZM11 30V29H10ZM16 30V31H15ZM19 30V31H18ZM26 32H25V31ZM33 30V31H32ZM42 30H43V32H42ZM58 30H59V32H58ZM68 30H69V32H68ZM71 30H73V31H71ZM109 31V32H107V31ZM111 30V31H110ZM119 30V31H118ZM209 30V31H208ZM250 30V31H249ZM13 31L15 32V34H13ZM21 31V32H20ZM23 31V32H22ZM56 31V33H52V32H55ZM114 31H115V33H114ZM123 31H125V32H127V33H129V34H131V36L132 37H134V39L133 38H131V37H129L130 35L128 34H126L125 32H123ZM152 31V30H151ZM236 31V32H235ZM257 31V32H256ZM17 32V33H16ZM32 32V33H31ZM68 32V33H67ZM73 32V33H72ZM105 32V33H104ZM116 32H117V34H116ZM133 32H137L134 36H133ZM212 32V33H211ZM243 33V34H241V33ZM246 32H248V33H246ZM251 32V33H250ZM7 33H10V34H8L7 35ZM23 33V34H22ZM31 33V34H30ZM39 33V34H38ZM43 35H42V34ZM44 33H45V35H44ZM49 34V33H51V35L49 34V35H47V34ZM113 33V34H112ZM118 33H120V34H125V35H120V34H118ZM224 33V34H223ZM254 33V34H255ZM12 34V35H11ZM38 34V35H37ZM70 34V35H69ZM104 34V35H103ZM106 34V35H105ZM108 34V35H107ZM219 34V35H218ZM233 34V35H232ZM240 34V35H239ZM246 34V35H245ZM10 35V36H9ZM22 35V36H21ZM23 35H26V36H23ZM34 35V36H33ZM49 37L50 36V38H48L47 36ZM53 35H54V37L55 36H57V39L55 38V42H54V39H52V38H54L53 37ZM73 35V36H72ZM113 35H115L114 37H113ZM152 35L153 36H155V37H159V36H156L157 34H155V32H153L152 33ZM216 35V36H215ZM236 35V36H235ZM5 36V37H4ZM45 38H44V37ZM77 36V37H76ZM105 36V37H104ZM110 38H109V37ZM125 36L128 38H130V39H127V38H125ZM136 36V37H135ZM227 36V37H226ZM2 37V38H1ZM15 37H17V38H15ZM28 37V38H27ZM32 37V38H31ZM120 37V38H119ZM123 37V38H122ZM151 38V39H154V40H152L153 41V44H152V41H151V39L149 40L150 42H151V45H154V46H158V44L160 45V43L162 44V42H163V40H161V39H158V38ZM240 37V38H239ZM10 38H12V37H10ZM43 38V39H42ZM71 40H70V39ZM5 39V40H6ZM34 39V40H33ZM36 39V40H35ZM41 39V40H40ZM60 40V41H62V42H58L57 43V40ZM61 39H64V40H61ZM110 39H112V40H110ZM131 39H133V40H131ZM136 39V40H135ZM158 39V40H157ZM12 40V39H11ZM30 40V41H29ZM38 40V41H37ZM44 40H46V41H44ZM53 40V41H52ZM121 40V41H120ZM126 40V41H125ZM128 40V41H127ZM162 42H161V41ZM35 43H34V42ZM50 41V42H49ZM53 43H52V42ZM119 41V42H118ZM20 42H22V43H20ZM26 42V43H25ZM27 42H31V43H27ZM39 42H41V43H39ZM47 42V43H46ZM75 44H74V43ZM121 42V43H120ZM156 42H158V44L156 43ZM49 43V44H48ZM51 43L53 44L52 45V47H51ZM55 43V44H54ZM60 43H62V44H60ZM104 43V44H103ZM119 43V44H118ZM31 46V47H29V45ZM41 44L43 45L44 44V46H41ZM56 44H57V46H56ZM26 45H28V46H26ZM32 45H34V46H32ZM38 45H40V46H38ZM25 46V47H24ZM45 46H47V47H45ZM48 46H50L49 48H48ZM55 46V47H54ZM238 46V47H237ZM42 47V48H41ZM45 47V48H44ZM107 47V48H106ZM43 50H41V49ZM54 48V49H53ZM241 48V49H240ZM45 49H47L46 50V52L48 53H46L45 52ZM48 49H50V50H48ZM232 49H233V53H234V55H235V60L237 61H235L236 62V71H235V76L237 77L236 79L239 81V82H247V83H249L250 85H258V86H262L263 84H264V49H262V48H248V50L247 49H243V46H241V44L240 43H237V44H234L233 45V47H232ZM256 49V50H255ZM258 49V50H257ZM0 50H3V49H0ZM21 50H24V51H21ZM52 51V52H51ZM236 51V52H235ZM1 52H4V50L3 51H1ZM36 52V53H35ZM39 52H41V53H39ZM43 52H45V53H43ZM248 52V53H247ZM16 53V54H17ZM31 53V54H32ZM2 54V53H1ZM0 54V56H2ZM4 55L3 56H5L6 54L5 53H3ZM39 54H41L40 56H39ZM97 55H99V56H97ZM106 55V56H105ZM222 55V56H221ZM33 56V57H34ZM37 56V57H36ZM42 56V57H41ZM58 56V55H57ZM73 56V57H72ZM74 56H75V58H77V59H75L74 58ZM217 56V57H216ZM43 57V58H44ZM94 59H93V58ZM107 59H106V58ZM212 57V58H211ZM228 56L226 55V54H222V53H210V59L212 60V64H210L207 68H206V70L207 69H209V68H211V65H214V66H220L221 65V63H222V65L221 66H223V68L224 67H227L228 66V63L231 61V58H227ZM49 58V57H48ZM57 58V57H56ZM63 58V59H62ZM64 58H66V59H64ZM240 58V59H239ZM244 58V59H243ZM106 59V60H105ZM156 60H155V63H153L154 65H155V67H156V70H158L157 71V73H155L156 74V79H159V77L161 78V79H163V82H165L166 81V83H164V87H165V89L168 91V93H170V95H172L173 94V90H175V88L177 87L176 86V84H177V82L176 81H174V80H172V79H166L165 80V78L166 77H164V76H162V74L164 75L165 73H164V70L162 69V65H161V63L158 61V58L156 57L155 58ZM217 59V60H216ZM70 60H69V62H70ZM108 60V61H107ZM222 60V61H221ZM221 63H220V62ZM227 61V62H226ZM159 62V63H158ZM128 63V64H127ZM158 63V64H157ZM220 63V64H219ZM231 63V62H230ZM240 63V64H239ZM66 64H69V63H66ZM107 64V65H106ZM218 64V65H217ZM234 64V63H233ZM233 64H230L231 66L233 65ZM59 67H58V66ZM239 65V66H238ZM109 67V68H107L106 69V67ZM129 68H128V67ZM231 66H229V67H227V68H225V69H228V68H230ZM159 67H161V68H159ZM240 69H239V68ZM56 68V69H55ZM57 68H59V69H57ZM134 69V70H133ZM138 69H140V67L138 68ZM162 69V70H161ZM55 70V71H54ZM106 70V71H105ZM110 70V71H109ZM131 70H133V71H131ZM240 70V71H239ZM40 71L42 72V73H40ZM55 72V74H54V72ZM145 71V72H144ZM161 71H162V74H161ZM35 72V73H36ZM44 72V73H43ZM47 72V73H46ZM53 72V73H52ZM133 72H135V73H133ZM160 72V73H159ZM38 73H40V74H38ZM77 73H78V71H77ZM98 73V74H97ZM149 73V74H148ZM48 76H47V75ZM136 74V75H135ZM137 74H140V75H138L137 76ZM53 77H52V76ZM80 75V73H78L77 74V76H73V74L71 75V77H70V80L71 79H73L74 80V77H76V79H78L77 77ZM95 75V76H94ZM109 77H108V76ZM135 75V76H134ZM159 75V76H158ZM44 76H46V77H44ZM50 76V77H49ZM132 76V77H131ZM193 77H194V75H192ZM80 77V76H79ZM85 77H86V75H85ZM163 77V78H162ZM191 78V77H189L190 79H191V82H190V79L188 78V79H186V80H188V81H186V80H184V83H185V87H186V89H191V87L190 86H192L193 85V88H196L197 86H199V84L201 83V80H200V78L197 76V78L200 80L199 81V83H198V80L195 78L196 77V75H195V77L194 78ZM90 78H92L91 80H90ZM108 78V79H107ZM48 79H51L50 81L48 80ZM86 79V78H85ZM111 79V80H110ZM151 79H152V81H151ZM155 79V80H156ZM194 79V80H193ZM45 80V81H44ZM94 80V81H95ZM109 80V81H108ZM173 82H172V81ZM78 81H80V78L78 79ZM93 81V82H94ZM103 82H104V79L102 80ZM107 81V82H106ZM171 81V82H170ZM193 81V82H192ZM194 81H195V84H194ZM47 82V83H46ZM59 81H57V83H58ZM81 82V81H80ZM103 82H101V83H103ZM108 82H110L109 84H107ZM135 82V83H134ZM197 82V83H196ZM33 83V84H32ZM45 83V84H44ZM49 83H53L52 85H48ZM73 83H75V85L77 84V81H73ZM114 83V84H113ZM192 83V84H191ZM34 84L36 85V87L34 86ZM42 84H44V86L42 87L41 85ZM46 84L48 85L47 87H45L46 86ZM110 84H113L114 85V87H113V85H110ZM167 84V85H166ZM189 84V85H188ZM74 85V84H73ZM74 85V86H75ZM80 85H82V83H80ZM79 85V83H78V85H76V86H78V87H80V88H78V89H80V90H84V87L83 86H80ZM27 86V87H28ZM31 86H33V87H35L34 89L36 90V88L38 89V90H36V91H38V92H36L34 89H33V87L31 88ZM110 86H112V87H110ZM116 86H117V89H116ZM168 86V87H167ZM174 86V87H173ZM45 87V88H44ZM121 87V88H120ZM133 87V88H132ZM163 87V88H164ZM188 87H190V88H188ZM82 88V89H81ZM172 88V89H171ZM192 88V89H193ZM119 89V91H117ZM26 90H28V89H26ZM49 90V91H50ZM79 90V91H80ZM125 90V91H124ZM31 91V92H30ZM33 91V92H32ZM36 93H35V92ZM82 92V91H81ZM121 92H119V93H121ZM40 93H43V94H40ZM36 94H37V96H36ZM41 95V96H40ZM42 95L44 96V97H42ZM31 97V96H30ZM31 97V98H32ZM33 97V98H34ZM42 97V98H41ZM32 98V99H33ZM49 99H52V98H49ZM51 100H48L47 102H50ZM55 101H57V100H53L52 99V101H51V103L53 102L54 104H55ZM153 101V102H152ZM155 101V102H154ZM57 102H59V101H57ZM56 102V104H57V107L58 108H60L59 106H61V104L59 105L58 103ZM170 102H171V99H170ZM52 103V105H54ZM60 103V102H59ZM145 103V104H144ZM156 103V104H155ZM153 106H152V105ZM130 105H131V107H130ZM156 105V106H155ZM55 107H56V105H54ZM56 107V108H57ZM148 107V108H147ZM153 107H154V109H153ZM26 108L27 109V111H25L24 109ZM125 108V109H124ZM22 109H23V111H22ZM22 109L20 108L19 110L20 111H17V109H15V114H16V111H17V115H14V117L12 118V121L11 122H13V119H15L14 120V122H16L17 123V126H16V124H14V122H13V124L15 125H12L11 124V122H10V127H12V128H14V127H16V129L14 128V129H12L13 131H12V133H11V128L10 127H5V128H8V129H5V130H3V131H5V132H3V133H7V134H10V135H13V132H14V130H15V134H17V129H18V131H20L19 129H20V126H21V123H22V126H21V129H23V130H21L20 131V133L21 132H23L24 130H25V128L28 126V124H31V125H29V127L28 128H31V127H33V126H36V125H38L37 123H40V124H42V120H43V125H44V127L46 126V129L45 130H47V132H45L44 130V132H42V133H44V134H42V137H40L39 138V140L38 139H36L37 141H34V140H32V141H34V142H32V143H34V144H32L31 142V144L29 145V144H27L28 145V147L27 146H25V144L24 145H20L21 147H22V149H20V146H13V145H6V146H3V147H0V150L1 149H3V151L1 150L0 152H2V154L4 153V147L6 148V150H5V152H7L8 150H9V152L11 151V153H9L8 152V156H12V153H14L13 155H15L17 152L19 153L20 151H23V149H25L24 147H26V151L31 147L32 148V150L34 149V148H38L39 147V141H40V146H41V144H43L44 143V140L45 139H47V140H45V143L48 141V138H50V132L52 133V134H54L53 133V130H52V128L54 127L55 129H56V124H54V123H52V127H51V120H52V117H51V119H50V121L47 119V115H44L45 114V112H42L41 111V109H38L39 111H36L35 109H31V110H29L28 108H27V106L25 107V106H22ZM128 109V110H127ZM149 109H150V111H149ZM152 109V110H151ZM33 110H35V111H33ZM123 110V111H122ZM22 111V112H21ZM31 111V112H30ZM32 111H33V113H32ZM122 111V112H121ZM125 111V112H124ZM26 112H27V114H26ZM31 114H30V113ZM35 112V113H34ZM40 112V113H39ZM20 113V114H19ZM20 116H19V115ZM24 114H26V115H24ZM33 115V117L35 116L36 118H32V116H29V115ZM37 114H39L38 116L40 117V116H42V117H46V119H47V121L45 120V117L43 118V119H40V118H42V117H38L37 116ZM41 114V115H40ZM21 115H23V117L21 116ZM44 115V116H43ZM122 115H124V116H126V117H124V116H122ZM22 117V118H24L25 116V120H21V122H20V120L19 119H21V118H19V117ZM29 116V117H28ZM119 116V117H118ZM122 116V117H121ZM136 116V117H135ZM18 117V120H16V118ZM31 118L32 120H33V122L35 121V119H36V121L37 122H31L32 120L31 119H28V118ZM38 117V118H37ZM50 117V116H49ZM121 117V120L119 119ZM123 118V119H122ZM40 119V120H39ZM54 119H57V117H53V121H54ZM19 121V122H18ZM27 121H29V123H27ZM45 121V122H44ZM52 121V122H53ZM79 122V120L78 119H76L75 120V122ZM31 122V123H30ZM46 122H48V124L46 123ZM75 122H73L74 124H72V126H74V128L72 127V129H73V131H76V133L78 132V129H79V127H80V124H78V122H77V124L75 123ZM20 123V124H19ZM23 123H27V124H24L23 125ZM80 123V122H79ZM47 124V125H46ZM49 124H50V126H49ZM18 125H20V126H18ZM42 125V126H43ZM54 125H56V126H54ZM23 126H25V127H23ZM79 126V127H78ZM19 127V128H18ZM50 127H51V130H49L50 129ZM28 128H26V129H28ZM49 128V129H48ZM118 128V126H115V129L113 128V129H111V135L112 136H117V137H120L119 135H122V131L120 130V128L119 129H117ZM75 129V130H74ZM8 130V131H7ZM10 130V131H9ZM216 134H215V136H213L214 137V142L216 143V145L217 146H219L220 147V149H215V148H213V146H211L209 143H207V142H209V140L207 141L206 140V138H204V136H203V138H201L200 137V134L201 135H203V133H199V134H197L196 133V135L194 136V138H193V140H192V143H188L187 145H188V150H190L189 152H194V153H192L191 152V158L190 159H192V160H188V159H183L182 158V161H179V160H181V158H180V156H178L175 152H174V150H172V149H170L169 150V148H163V152L165 153V156L167 155V158L168 159H170V160H172V161H176L175 163H177L178 165H180V166H184L183 168H182V171L180 172V174L178 175V177L176 176V177H174V178H164V179H162V182H161V180L158 182V184L154 187H152V188H154V189H156V190H154V189H150L149 191H148V189L147 190H134V187H132V188H130L129 187V189L127 188V187H124V186H122V185H120V187L122 188H124V189H121L119 186H117V187H119L118 189L117 188H115L117 191H115V189H114V191L112 190L111 192H109L110 193V195H112L113 196V194L114 193H116V194H114V198L112 199V197L110 196V198H109V196H108V198H107V200H105V197L104 198H102V199H104L105 201H103L102 203L100 202V200H98L99 202H100V204L97 202V203H94V204H89V205H91V206H89V205H85V206H82V207H80L77 203H75V204H77V205H75V207H74V202L73 203H71V206H73V207H71L70 205H69V207L70 208H68V212L71 210H77V208H80V209H82L83 211H84V213L87 215V213H89V212H91V214H94V213H96V212H100V213H98V214H100V215H103V218H105V217H108V216H110V217H108V219H109V221L111 220V217H112V219H116L117 217L119 218V219H116V220H114V221H116L117 223L116 224H114V221L113 220H111V221H113V222H110L111 224L113 223L114 225H111V227H112V231L111 232H105L106 233V235H104L105 233H104V229H101L102 227H101V224L102 223H100L101 221L99 220V223H100V226L98 225L99 223L98 222H94V221H96V219L94 218V220H91L92 218H91V216H90V218L88 219V220H90V221H93L94 222V224L97 226V228L98 229H95V230H97L96 231V233L101 229V230H103V231H100V232H98L97 233V237H100L99 239L100 240H102L101 241V243L100 242H95L94 243V241L92 242V239H90V240H87L89 237H86V238H84L85 236H82L81 234H74L73 236H71V238H73L74 239V241H73V239L71 240L70 239V241L68 242V241H66V242H68V243H71V242H73V243H71L72 245H78V247L80 248V247H82V248H80V250H79V261L81 260L82 261V263L84 262V260H85V263H90V264H99V262L97 261V260H95L94 258H91V254H95V255H101V257H103V256H105L104 254H106V251L108 250L109 251V254H110V256H111V259L113 258L116 262H118L119 264H146L145 262H142V261H140L141 259H142V252H144L143 250H142V248L141 247H139V246H137V249H136V251L134 252H132V251H130V250H127L128 249V247H130V245H127V244H129V239L128 238H130V237H128L127 238V236L128 235H137L138 234V231H137V229H135V231H133L134 229H132V227L134 226V225H136V227L137 226H140V227H138L139 228V233H141V231L142 232H145L146 230L148 231V230H151L150 228H153L155 225L154 224H152L153 222L151 221V216L153 215V213L155 212V207H159L158 209H160V210H158L157 212H163V213H176L177 214V216H178V219L180 220V218H182L181 220L186 224V225H188V227L191 229V236H189L190 234H188V233H186V232H184L183 230H181L180 228L178 229V227L172 222V221H170V219H168V221H164V223L162 224V225H160L158 228L159 229H161L162 231H164V232H160L159 234H158V236L156 235V236H153V237H151L150 238V241H149V245H151L150 246V254H151V256L153 257V258H156V259H154V260H156V262L157 263H159V264H163V263H166V264H264V176L263 175H261V174H259L258 172H254L253 171V168H251V167H253V165L254 164H263V165H261L262 166V168L264 167V144H261L262 142L264 143V135H260V133L258 132H256L255 134L256 135H254L252 132H249V131H247V132H245V130L244 129H241L242 131H239V132H237V134H239V135H237V134H229V130H228V128H226V126L225 125H215L214 127H213V129H212ZM50 131V132H49ZM224 131H225V133H224ZM227 131V132H226ZM54 132H55V130H54ZM220 132H221V134H220ZM243 132H245L246 133V135H245V133L243 134ZM19 133V132H18ZM45 133L46 134H48V135H45ZM219 133V134H218ZM250 133V134H249ZM218 134V135H217ZM227 134V135H226ZM229 134V135H228ZM240 134H243L244 136H242V135H240ZM199 135V136H198ZM252 135V136H251ZM261 137H260V136ZM46 136H47V138H46ZM49 136V137H48ZM53 136V135H52ZM198 136V137H197ZM222 136V137H221ZM224 136V137H223ZM228 136V137H227ZM231 138H230V137ZM249 138H248V137ZM258 136H259V138H263L261 141L259 140V139H256L255 137H257L258 138ZM45 137V138H44ZM200 137V138H199ZM251 137V138H250ZM254 137V138H253ZM43 140H42V139ZM197 139V141H196V139ZM227 138V139H226ZM235 138V139H234ZM203 139V140H202ZM211 139H213V138H211ZM228 139H232V140H228ZM246 139V140H245ZM250 139L254 142L255 141V139H256V141H255V144L253 145V144H251L252 143V141H250ZM201 140V141H200ZM206 140V141H205ZM225 140L227 141V142H225ZM240 140V141H239ZM236 141V142H235ZM258 141V142H257ZM42 142V143H41ZM196 142V143H195ZM199 142V143H198ZM227 144V143H229V144H225V143ZM235 142V143H234ZM248 142V143H247ZM257 142V143H256ZM259 142H260V144H259ZM38 144L36 147H35V144ZM220 143V144H219ZM245 143H246V145H245ZM238 144V145H237ZM250 144H251V146H250ZM190 145H192V146H190ZM233 145V146H232ZM254 147H253V146ZM7 146H10V147H8V148H12L11 150L10 149H8L7 148ZM30 146V147H29ZM33 146H34V148H33ZM221 146H225L224 147V150H226L227 151V149L229 150L230 148V150L228 151V152H230V153H232V154H234V156H235V162H232V161H229V160H227V158H226V156H225V154H224V152H222L223 150H221ZM227 146V147H226ZM229 146H230V148H229ZM240 148H239V147ZM247 146V147H246ZM257 146V147H256ZM14 147V148H13ZM191 147V148H190ZM195 147V148H194ZM244 147V148H243ZM258 147H260V148H258ZM31 148L29 149L30 151H32L31 150ZM199 148V149H198ZM227 148V149H226ZM19 149H20V151H19ZM191 149H193V150H191ZM223 149V148H222ZM17 151V152H14V151ZM28 150V151H29ZM220 150H221V152H220ZM232 150V151H231ZM13 151V152H12ZM16 154V155H20V154ZM221 153V154H220ZM6 154V156H7V153H5ZM5 154H3V155H5ZM11 154V155H10ZM176 154V155H175ZM192 155L194 156V159L192 158ZM213 155V156H212ZM224 155V156H223ZM238 155V156H237ZM237 156V157H236ZM15 157V156H14ZM170 157V158H169ZM212 157V158H211ZM175 158H177V159H175ZM178 158H179V160H178ZM238 158V159H237ZM186 160H188V161H186ZM238 160H240L239 162H238ZM186 161V162H185ZM228 161V162H227ZM255 161V162H254ZM256 161H257V163H256ZM181 162V163H180ZM183 162V163H182ZM189 162V163H188ZM230 162H232V163H230ZM254 162V163H253ZM259 162V163H258ZM183 164V165H182ZM186 164V165H185ZM248 164V165H247ZM250 165V166H249ZM252 165V166H251ZM186 166V167H185ZM204 169V170H203ZM250 169V170H249ZM264 169V168H263ZM186 170V171H185ZM205 170H207V171H205ZM252 170V171H251ZM70 171H72V170H70ZM202 171H204V172H202ZM223 171H229V172H233V173H235V175L236 176H238V177H240L239 178V180H241V181H237L238 183L236 184V182H234V183H232V182H226V180H224V178H223ZM188 172V173H187ZM74 172H71V173H69L70 174V176L73 174ZM76 173V172H75ZM186 173V174H185ZM69 174H68V176H67V174L65 175V177L64 178H67V177H69ZM207 174V175H206ZM259 174V175H258ZM67 176V177H66ZM187 176V177H186ZM189 176V177H188ZM255 176V177H254ZM262 179H261V178ZM192 178V179H191ZM244 178V179H243ZM252 178V179H251ZM260 178V179H259ZM247 179V180H246ZM259 179V180H258ZM246 180V181H245ZM184 181V182H183ZM243 181V182H242ZM251 181H252V183H251ZM257 181V182H256ZM189 182V183H188ZM193 182V183H192ZM197 182V183H196ZM241 182H242V184H241ZM255 182L256 183H258V187H257V185H255ZM164 183V184H163ZM228 185H227V184ZM250 183V184H249ZM161 185V186H160ZM237 185V186H236ZM17 186V185H16ZM15 186V188H16V190L18 191L19 189H17V188H20V190L19 191H22L21 189H23V185H21L20 184V186L22 187H19V185L16 187ZM182 186V187H181ZM234 186H235V188H234ZM253 186H255V187H253ZM39 188L38 186H35V188H33L34 190L35 189H37V188ZM179 187V188H178ZM187 187V188H186ZM192 187V188H191ZM261 187V188H260ZM15 188L13 189V191L12 192H16V190H15ZM125 188H127L126 190H125ZM182 188V190H184V188H185V190L184 191H186L187 193H188V198H190L189 200H191L190 202H194L193 203V206H192V209L191 208H186V207H184L185 209H183L176 201H175V198L173 197V191H175L176 189L177 190H179V189H181ZM257 188V189H256ZM263 188V189H262ZM32 189V190H33ZM41 189V188H40ZM119 189H121V191L119 190ZM186 189H188V190H186ZM254 189V190H253ZM12 190V189H11ZM33 190V191H34ZM133 190V191H132ZM260 192L261 191V193H259L258 191ZM42 192V193H44L43 191V189H41V190H35L34 191V193H36L35 195H38L37 193L38 192ZM119 191V192H118ZM135 191V192H134ZM139 191V192H138ZM40 192V193H41ZM112 192H114V193H112ZM152 192V193H151ZM171 192V193H170ZM217 192V193H216ZM258 192V193H257ZM109 193H108V195H109ZM144 193V194H143ZM154 193V194H153ZM213 193H214V195H213ZM135 194V195H134ZM149 194H151L150 196H154L153 198H155L156 200H155V203H157V206L156 205H149L148 203V197L149 196H147V195H149ZM12 195H15V194H12ZM128 195V196H127ZM133 195V196H132ZM163 195V196H162ZM213 197H212V196ZM217 195V196H216ZM220 197H219V196ZM222 195V196H221ZM17 196H19V195H16V196H14L13 198L15 199ZM132 198H131V197ZM144 197L145 199H142V197ZM146 196V197H145ZM156 196H158V197H156ZM160 196V197H159ZM167 196V197H166ZM198 196V197H197ZM2 197H3V195L1 196L0 195V202H3V203H1V208H2V210H1V212H3V214H5V212H6V210L7 211H9V208H11V207H13V206H8V208L7 207H5V205L7 206V205H9L10 203L12 204V197H7V196H5V197H7V198H9V199H7V198H5V197H3V199H2ZM23 197L24 196H22V203H25V204H23V205H26L24 208H26L25 210H29V209H27L28 207L30 208V209H32L33 207H36L37 205H38V201H36V199L33 201V199H31L30 197H27V198H30L31 199V203H30V199L28 200L26 197H24V199H26V200H24L23 199ZM33 197H35L34 196V194H33ZM126 197V198H125ZM140 197V198H139ZM4 198H5V201H4ZM36 198V197H35ZM216 198V199H215ZM220 199V201L218 200V199ZM222 198H224V201H226V203L228 202L229 203V206L231 205V203H232V205L234 204V206L233 207H235L236 209H237V211H238V209H239V211L236 213H234V217H235V219H233L232 217H230V218H228L230 221H228V219H226L225 217H223L222 215L224 214V212H222V210H220L219 211V209H217V208H219L217 205H223L224 203H221V201H223V199ZM228 198H229V200H228ZM17 199V198H16ZM102 199H101V201H102ZM111 199V201H109V200ZM117 199V200H116ZM123 199V200H122ZM139 199V200H138ZM158 199V200H157ZM215 199V200H214ZM226 199V200H225ZM23 200H24V202H23ZM115 200V201H114ZM119 200V201H118ZM147 202H146V201ZM209 200V201H208ZM6 201H8L9 202V204L6 202ZM28 201V202H27ZM197 201V202H196ZM217 201H219L220 202V204H219V202H218V204H217ZM223 201V202H224ZM6 202V203H5ZM32 202H35V204H36V206L35 205H33L32 207H30L31 205H32ZM37 202V203H36ZM110 204H109V203ZM113 202V203H112ZM145 202V203H144ZM204 204H203V203ZM210 202H211V204L213 205H211L210 204ZM4 203H5V205H4ZM104 203V204H103ZM107 203H108V205H107ZM115 203V204H114ZM142 203V204H141ZM196 203H197V205H196ZM216 203V204H215ZM227 203V204H228ZM27 204L29 205V206H27ZM31 204V205H30ZM34 204V203H33ZM95 204H98V205H95ZM102 204V205H101ZM146 204V205H145ZM161 204V205H160ZM199 204H203L204 206H203V208L204 209H206L205 210V212L202 214L201 212H200V210L198 209L199 208ZM211 206H210V205ZM105 205H107V206H105ZM118 205V206H117ZM119 205H120V207H119ZM124 206L125 205V208L124 207H122V206ZM240 205V206H239ZM41 205L39 204L37 207H38V209L40 208L41 209V207H40ZM43 206V205H42ZM97 206H99V207H97ZM126 206H128L129 207V209L126 207ZM140 206V207H139ZM149 206V207H148ZM194 206H196V207H194ZM242 206V207H241ZM4 207L5 208H7L6 210L4 209ZM106 207H107V209H106ZM116 209H114V208ZM132 207V208H131ZM135 207V208H134ZM147 207V208H146ZM173 207V208H172ZM198 207V208H197ZM208 207H209V209H208ZM215 207H217L215 210H214V208ZM72 208V209H71ZM98 208V209H97ZM120 208H123L122 209V211H121V209ZM142 208V209H141ZM144 208V209H143ZM149 208V209H148ZM155 208V209H154ZM198 209L197 211H195V209ZM213 208V209H212ZM14 209V208H13ZM102 209V210H101ZM119 209V210H118ZM129 211H127V210ZM146 209H148V210H146ZM178 209V210H177ZM180 209V210H179ZM3 210H5V212L3 211ZM11 210L12 209H10V213H8V212H6V214H7V218H2V217H4L5 215H3L1 218L2 219H4V221L0 218V220H2V221H0V246L2 245V246H5V244H4V242L7 244V245H9V243L10 244H15V245H18V241H20L22 238H25V236L27 237V238H33L34 239V241H36V239H38L39 240V238L41 237V240H39V241H42V240H45L46 241V243L48 242V244H55L56 246H58V247H62V248H67L66 247V245L67 246H69L70 245V247H76V245L75 246H72L71 244H68V243H63V241L61 240L62 239V233H64V228H61V227H59V228H56L57 227V225L55 224L54 226H53V224L52 223H50V222H48V224L49 225H46L45 223L43 224L42 223V225H41V223L40 224H38L39 226L41 225L42 227L40 228L35 222H34V224H36V226H38V227H36L32 222H30V217L28 218L27 217V215L29 214H27L25 217L26 218H28L29 219V223L32 225H30L29 223H27V224H25L26 223V218H22V221H23V223L21 222V224L20 223H17L16 222V224L15 223H12L11 224V221L13 220V217H15V215L13 216V213L14 214H16L17 213V210H16V212H15V210L13 211L12 210V212H11ZM33 210V209H32ZM37 210V209H36ZM45 210V209H44ZM86 210V211H85ZM114 210V211H113ZM118 210V211H117ZM126 210V212L124 213V211ZM135 210V211H134ZM141 210V211H140ZM151 210V211H150ZM157 210V209H156ZM174 210V211H173ZM210 211L209 213H208V211ZM29 211H31V210H29ZM28 211V212H29ZM46 211V210H45ZM45 211H43V212H45ZM104 211V212H103ZM110 211V212H109ZM144 211V212H143ZM154 211V212H153ZM168 211V212H167ZM193 213H192V212ZM214 211V212H213ZM103 212V213H102ZM119 214H118V213ZM148 212V213H147ZM180 213V214H178V213ZM200 214L201 213V215H199L198 213ZM218 212H219V214H218ZM107 213V214H106ZM108 213H111V214H108ZM121 213H123V215L121 214ZM134 213V214H133ZM150 213V214H149ZM218 215H217V214ZM223 213V214H222ZM240 213V214H239ZM90 214V213H89ZM88 214V215H89ZM106 214V216L104 217V215ZM118 214V215H117ZM126 214V215H125ZM147 214V215H146ZM192 214V215H191ZM209 214V215H208ZM237 214V215H236ZM108 215V216H107ZM114 216V218H113V216ZM191 215V216H190ZM215 215V216H214ZM225 215V214H224ZM0 216H1V214H0ZM11 217V220H6V219H10L9 217ZM13 216V217H12ZM29 216V215H28ZM127 216H128V218H127ZM204 216V217H203ZM212 216V217H211ZM240 216V217H239ZM190 217V218H189ZM194 217V218H193ZM223 217V218H222ZM99 218V217H98ZM124 218V219H123ZM144 218V219H143ZM207 218V219H206ZM208 218H209V220H208ZM227 220H225V219ZM231 218H232V220H231ZM240 218V219H239ZM244 218V219H243ZM26 220V221H24V220ZM107 219V220H108ZM133 219V220H132ZM213 219V221H211ZM239 221H238V220ZM246 219H247V221H246ZM104 220H106V219H104ZM120 220V221H119ZM130 220V221H129ZM233 220H234V222L236 221L237 222V225H236V222L234 223L233 222ZM241 220V221H240ZM244 220H245V222H244ZM8 221V222H7ZM89 221V222H90ZM140 221V224L138 223ZM149 223H148V222ZM152 223H151V222ZM4 222H5V224H4ZM28 222V221H27ZM46 222V221H45ZM146 222V223H145ZM187 222V223H186ZM210 222V223H209ZM215 224H214V223ZM231 222H233V224H231ZM242 222V225L244 226V227H246L247 228V233H249V234H253V235H258V238H259V240L258 241H255L254 243L253 242H250V243H247L246 242V244H241L240 242H238L237 240H235L234 238L235 237H233L234 236V234L233 233H235V231L237 230L238 232H239V228H236V227H238V225H241L240 223ZM247 222H249V224L247 223ZM9 223H10V225H9ZM47 223V222H46ZM91 223V222H90ZM98 223V224H97ZM121 223V224H120ZM124 223V224H123ZM144 223V224H143ZM207 223H208V225L209 226H211V224L213 223L215 226H218V227H216V228H214V227H212L213 226V224H212V226L211 227H207L206 228V225H207ZM230 223V224H229ZM23 224V225H22ZM52 224V226H50ZM92 224V223H91ZM132 225V227L131 228H129L130 226L129 225ZM139 224V225H138ZM235 224V225H234ZM8 225V226H7ZM19 225V226H18ZM22 225V226H21ZM43 225H45V226H43ZM152 225H153V227H152ZM164 225V226H163ZM231 225V226H230ZM246 225H248V226H246ZM3 226V227H2ZM18 226V227H17ZM27 226H29V228L27 227ZM125 226V227H124ZM168 226V227H167ZM198 226V227H197ZM222 226V227H221ZM235 228H234V227ZM8 227H10V228H8ZM26 227V228H25ZM48 227L50 228V229H48ZM116 227V228H115ZM147 227H148V229H147ZM224 227V228H223ZM249 227V228H248ZM52 228V229H51ZM96 228V227H95ZM100 228V229H99ZM127 228H129V229H127ZM135 228V227H134ZM196 228V229H195ZM209 228H211V229H218L217 231L216 230H210ZM219 228H221V229H219ZM12 229V230H11ZM16 229V230H15ZM23 229V230H22ZM26 229V230H25ZM30 229V230H29ZM41 229V230H40ZM43 229V230H42ZM50 230V231H48V230ZM56 229V230H55ZM119 229V230H118ZM132 230V231H130V233H128L129 232V230ZM141 229V230H140ZM222 229H226V231H224V230H222ZM236 229V230H235ZM253 229H254V231H253ZM260 229V230H259ZM13 230L14 231H17V232H13ZM38 230H40L39 232H38ZM47 230V231H46ZM58 230V231H57ZM122 230L124 231L123 232V234L124 235H126L125 234V231H127V236H126V238H125V236H124V238L122 239V240H124V239H128V243H127V240L124 242V241H122L121 239H118V238H116V234H118V233H114L113 231H116V232H122ZM145 230V231H144ZM207 230H208V233H209V231H211V233H209L210 235H208L206 232H207ZM233 230V231H232ZM251 231V233H250V231ZM12 231V232H11ZM54 231V232H53ZM166 231V232H165ZM167 231H168V233H167ZM219 231V232H218ZM257 231V232H256ZM40 232H43V234H44V236L42 235V233H40ZM45 232H47V233H45ZM101 232H103L104 234H102ZM134 232H137V233H135L134 234ZM184 232V233H183ZM212 232H213V234L214 235H212ZM227 232V233H226ZM228 232H231V233H228ZM262 232V233H261ZM10 233H13V235H11ZM16 235H15V234ZM40 233V234H39ZM101 235H100V234ZM112 233H114V234H112ZM163 235H162V234ZM164 233H166V234H164ZM220 233V234H219ZM7 234H9V235H7ZM36 234V235H35ZM52 234H54V235H52ZM99 234V235H98ZM122 234V233H121ZM174 234V235H173ZM206 234V235H205ZM227 234V235H226ZM260 234V235H259ZM5 235V236H4ZM40 235H42V236H40ZM48 235V236H47ZM81 235V236H80ZM103 235V236H102ZM132 235V236H133ZM2 236V237H1ZM40 236V237H39ZM49 236H51V237H49ZM103 238H102V237ZM161 236V237H160ZM190 237L189 239L190 240H193L194 239V241H192V243H191V245L190 246H186V245H183V244H181L180 242H181V239L183 238V237ZM194 236H196V237H194ZM215 238H214V237ZM231 236H232V239H231ZM7 239H6V238ZM14 239H13V238ZM39 237V238H38ZM48 237V238H47ZM75 237V238H74ZM96 237V238H97ZM104 237H106V238H104ZM115 237V238H114ZM179 237V238H178ZM209 237V238H208ZM212 237V238H211ZM11 238V239H10ZM17 238H18V240H17ZM31 238V239H32ZM43 238V239H42ZM59 238V239H58ZM154 238V239H153ZM217 238H219V239H217ZM226 240H225V239ZM4 239V240H3ZM49 239V240H48ZM77 239V240H76ZM109 239V240H108ZM115 239V240H114ZM164 239H166V240H164ZM223 239V240H222ZM7 240V241H6ZM56 242H55V241ZM76 240V241H75ZM119 240H120V242H119ZM162 240H163V242H162ZM203 240V241H202ZM221 241V242H219V241ZM230 240V241H229ZM106 241H108V243L106 242ZM112 242V243H114V244H112L113 246H110L109 244H110V242ZM156 241V242H155ZM166 241V242H165ZM224 241H225V243H224ZM262 243H261V242ZM13 242H15V243H13ZM43 242V241H42ZM58 242V243H57ZM105 242L108 244V246H107V244L105 245ZM124 242V243H123ZM172 242V243H171ZM195 242V243H194ZM199 242V243H198ZM214 242V243H213ZM234 242V243H233ZM257 242H258V244H257ZM75 243V244H74ZM177 243V244H176ZM209 243V244H208ZM211 243H213V244H211ZM253 243V244H252ZM62 244V245H61ZM116 244V245H115ZM123 244V245H122ZM124 244H126L125 246H126V249H125V246H124ZM201 244V245H200ZM211 244V245H210ZM241 244V245H240ZM249 244H252V245H249ZM263 244V245H262ZM60 245V246H59ZM65 245V246H64ZM85 245V246H84ZM97 245V246H96ZM106 247H105V246ZM119 245V246H118ZM194 245V246H193ZM217 245V246H216ZM230 245V246H229ZM247 245V246H246ZM19 246V251H18V255L19 256H21V254L22 255H24V254H26L27 252H28V248L26 247V246H21V244H19L18 245ZM88 246V247H87ZM93 246V247H92ZM186 246V247H185ZM196 246V247H195ZM206 246V247H205ZM214 246H216V247H214ZM221 246V247H220ZM233 246V247H232ZM252 246V247H251ZM22 247V248H21ZM92 247V248H91ZM106 249H105V248ZM110 247V248H109ZM113 247V248H112ZM202 247V248H201ZM209 247V248H208ZM218 247V248H217ZM226 247H228V248H226ZM230 247V248H229ZM237 247H239V248H237ZM241 247V248H240ZM41 249H38L37 251L36 250H34L33 251V254H34V256L39 260V261H41L42 262V264H45V262H46V264H59V263H61V264H66V260L64 259V258H62V257H56V256H54V255H52L46 248L44 249V248H42V247H40ZM108 248V249H107ZM115 248V249H114ZM121 248V249H120ZM152 248V249H151ZM205 248V249H204ZM223 250H222V249ZM253 248V249H252ZM262 248V249H261ZM27 249V250H26ZM204 249V250H203ZM221 251H220V250ZM231 249V250H230ZM261 249V250H260ZM39 250H41V251H39ZM42 250H43V252L44 253H42ZM45 250V251H44ZM117 250V251H116ZM152 250V251H151ZM202 250V251H201ZM206 250V251H205ZM224 250H225V252H224ZM239 250V251H238ZM47 251V252H46ZM126 251V252H125ZM207 251H208V253H207ZM212 251H214V252H212ZM216 251V252H215ZM244 251V252H243ZM251 251V252H250ZM35 252V253H34ZM38 252V253H37ZM119 252V253H118ZM128 252V253H127ZM137 252V253H136ZM211 252H212V254H211ZM225 254H224V253ZM243 252V253H242ZM263 252V253H262ZM40 253V254H39ZM83 253V254H82ZM98 253V254H97ZM154 253V254H153ZM178 253V254H177ZM203 253H204V255H203ZM228 253V254H227ZM239 253L241 254V255H239ZM253 253V254H252ZM36 254V255H35ZM39 254V255H38ZM43 254V255H42ZM46 254V255H45ZM48 254L50 255V256H48ZM81 254V255H80ZM114 254V255H113ZM132 254V255H131ZM137 254L139 255V256H137ZM202 254V255H201ZM206 254V255H205ZM210 256H209V255ZM237 254V255H236ZM257 254V255H256ZM259 254H260V256H259ZM262 254V255H261ZM86 255V256H85ZM113 255V256H112ZM200 255V256H199ZM208 255V256H207ZM230 255V256H229ZM41 256V257H40ZM43 256V257H42ZM45 256V257H44ZM81 256V257H80ZM89 256V257H88ZM97 256V257H98ZM119 256V257H118ZM137 256V257H136ZM144 256V255H143ZM205 256V257H204ZM216 256H217V259H216ZM223 256V257H222ZM228 256V257H227ZM247 256V257H246ZM254 256V257H253ZM39 257H40V259H39ZM100 257V256H99ZM129 257V258H128ZM204 257V258H203ZM209 257H211V258H209ZM236 259H235V258ZM44 258V259H43ZM50 258V260H48ZM56 258V259H55ZM60 258V259H59ZM81 258V259H80ZM139 258V259H138ZM192 258V259H191ZM228 258V263H227V261H226V259ZM248 258H249V260H248ZM45 259H46V261H45ZM52 259H54V260H52ZM94 259V260H93ZM137 259V260H136ZM194 259V260H193ZM204 259V260H203ZM209 259H211V261L209 260ZM214 259V260H213ZM234 261H233V260ZM243 259V260H242ZM255 259V260H254ZM257 259V260H256ZM258 259H259V261H258ZM91 260V261H90ZM158 260V261H157ZM162 260V261H161ZM170 260V261H169ZM201 260V261H200ZM223 260V261H222ZM261 260V261H260ZM52 261V262H51ZM80 261V262H81ZM94 261H95V263H94ZM97 261V262H96ZM166 261V262H165ZM200 261V262H199ZM208 261V262H207ZM221 261V262H220ZM93 262V263H92ZM223 262V263H222ZM257 262V263H256Z\"/></svg>", "mask_w": 264, "mask_h": 264}]
</instances>
